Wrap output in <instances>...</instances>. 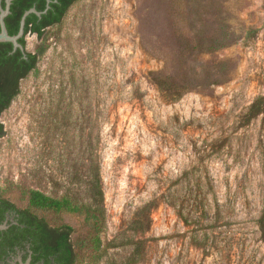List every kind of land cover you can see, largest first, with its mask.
<instances>
[{
    "label": "rangeland",
    "instance_id": "1",
    "mask_svg": "<svg viewBox=\"0 0 264 264\" xmlns=\"http://www.w3.org/2000/svg\"><path fill=\"white\" fill-rule=\"evenodd\" d=\"M25 44L0 195L86 200L92 145L98 248L82 216L37 212L72 227L75 264H264V0H77Z\"/></svg>",
    "mask_w": 264,
    "mask_h": 264
},
{
    "label": "trees",
    "instance_id": "2",
    "mask_svg": "<svg viewBox=\"0 0 264 264\" xmlns=\"http://www.w3.org/2000/svg\"><path fill=\"white\" fill-rule=\"evenodd\" d=\"M76 1L50 0L48 8L42 12L46 8L47 0H12L9 13L4 18L9 35L18 32L21 16L26 10L34 7L41 14L37 15L31 12L25 17L24 32L22 37L18 39L22 49L20 47L13 49L11 42H0V113L10 105L11 100L19 93V78H24L35 69L38 57L42 54V51L32 52L25 48L26 34L34 33L37 37H42L46 28L62 21L69 7ZM0 5L4 7V0H0ZM15 71L17 72L16 75L13 74ZM150 77L161 91L168 95L172 94L168 83L169 77L167 78L164 73L150 72ZM3 134V125L0 123V137ZM93 149L90 145L84 184L87 194L86 200L80 201L76 196L68 194L52 197L35 189H30L26 193L27 204L24 209L33 215L34 220L42 223L40 225L44 228L41 232L42 235L48 234L51 240L56 243L59 262L62 261L64 264H75L76 262L71 238L72 227L67 224L51 225L37 212H67L82 216L86 225L94 233L92 240L97 243L96 247L98 248L100 243L98 233L105 221V213L99 163ZM45 227H48V230Z\"/></svg>",
    "mask_w": 264,
    "mask_h": 264
},
{
    "label": "flooded vegetation",
    "instance_id": "3",
    "mask_svg": "<svg viewBox=\"0 0 264 264\" xmlns=\"http://www.w3.org/2000/svg\"><path fill=\"white\" fill-rule=\"evenodd\" d=\"M34 219L24 207L0 195V264H64L56 243L42 235V223Z\"/></svg>",
    "mask_w": 264,
    "mask_h": 264
},
{
    "label": "water",
    "instance_id": "4",
    "mask_svg": "<svg viewBox=\"0 0 264 264\" xmlns=\"http://www.w3.org/2000/svg\"><path fill=\"white\" fill-rule=\"evenodd\" d=\"M49 1L50 0H47L46 8L42 12H45L48 8ZM4 2V7L0 5V42H11L13 44V49H16L17 47H20L22 49V46L19 44L18 39L22 37L24 32L25 17L31 12L37 15H40L41 12L37 11L34 7L26 10L21 16L18 32L14 35H9L6 29L4 18L9 13V8L12 0H4Z\"/></svg>",
    "mask_w": 264,
    "mask_h": 264
}]
</instances>
